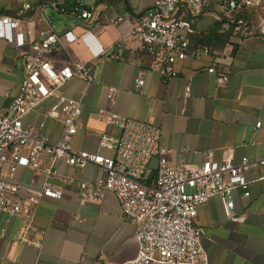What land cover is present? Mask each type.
Returning <instances> with one entry per match:
<instances>
[{
  "label": "crops",
  "instance_id": "crops-1",
  "mask_svg": "<svg viewBox=\"0 0 264 264\" xmlns=\"http://www.w3.org/2000/svg\"><path fill=\"white\" fill-rule=\"evenodd\" d=\"M25 2L33 7L21 15L19 28L13 32L23 31L26 45L20 50L0 37V114L7 112L24 78L20 52L30 49V39H41L49 25L58 33L72 30L77 40L48 56L55 68L71 58L84 61L95 76L85 93V83L78 77L63 87L66 95L82 98L73 147L114 155L113 150L99 146L97 134H121L119 127L105 122L106 114L116 112L159 126L173 165H200L207 151L218 162L231 159L237 163L247 156L252 164L244 176L250 194L245 196L242 188L232 192L237 219L227 218L219 196H212L199 206L195 222L203 229L201 243L209 264H264V163L257 161L264 159V37L256 32L236 34L231 29L235 13L227 1L207 0L194 26L196 32L206 34L216 28L222 35L210 42L216 53L177 59V74L165 79L155 68V56L141 52L130 33L154 0H0V16H20ZM75 5L96 6L101 17L93 22L82 20L73 13ZM187 12V6L181 5L179 13L187 16ZM116 14L125 15V20L109 23L108 17ZM245 15L255 22L252 10H245ZM212 64L229 76L226 83H219L217 73L208 70ZM140 73L145 83L137 89L135 78ZM188 84L189 95L185 93ZM110 86L117 88L114 102L107 96ZM55 100L51 96L23 116L25 125L46 133L52 141L63 130L61 119L45 115ZM101 108L103 115L98 113ZM154 159L153 169L157 166ZM42 160L51 163L45 154ZM53 166L62 177L91 181L100 174L93 163L79 168L60 158ZM18 179L34 188L48 180L61 188L62 197L43 196L36 206L34 226L44 230L40 248L18 244L21 219L0 211V229L5 231L0 237V264H120L136 256L138 224L123 215L115 192L105 191L99 201L81 203L75 186L61 178H47L24 167Z\"/></svg>",
  "mask_w": 264,
  "mask_h": 264
},
{
  "label": "built area",
  "instance_id": "built-area-1",
  "mask_svg": "<svg viewBox=\"0 0 264 264\" xmlns=\"http://www.w3.org/2000/svg\"><path fill=\"white\" fill-rule=\"evenodd\" d=\"M206 1L154 0L153 6L135 20L130 33L138 41L141 52L155 56V68L163 78L177 74L174 68L177 59L210 53L208 45L192 46L190 40L196 32L195 21ZM226 1L235 13L231 19L236 34L256 32L264 37V0ZM184 4L188 8L187 16L179 13ZM32 7L31 3L25 2L19 9L20 16H0V37L20 50L26 45L24 32L13 30L19 28L21 15ZM245 10L254 12L255 22L248 20ZM73 13L89 22L101 17L96 6L83 8L75 5ZM125 18V15L116 14L109 16L108 21L117 24ZM27 23L32 24V21ZM76 40L77 35L72 30L58 33L50 25L41 39H30V49L20 52L24 78L7 112L0 114V211L21 219L17 243L42 246L44 230H36L34 226L36 206L43 196L62 197L61 188L48 180L37 188L22 184L18 179L19 170L31 167L47 178H61L75 186L81 203L97 202L105 191L116 193L123 215L138 224L137 254L120 264H209L208 252L201 243L203 229L195 222L198 208L210 197L219 196L226 217L237 219L232 192L242 188L245 189L244 195L249 196V182L244 171L252 164L251 160L244 156L237 163L231 159L218 162L213 160L212 152L207 151L200 165H173L168 158L169 150L162 145L159 126L116 112L106 114L105 122L119 127L121 134H97L99 146L113 150L114 155L74 148L72 138L79 128L82 98L66 95L63 87L68 80L78 77L85 83V93L95 76L84 61L71 58L55 68L48 55L58 48L66 49ZM104 54L109 55V52ZM208 70L217 73L219 83H226L229 79L215 64ZM144 83V75L140 73L135 78V86L140 89ZM116 89L115 86L109 87L107 96L110 102H114ZM185 93L190 94L189 84ZM51 96L56 100L45 115L61 119L63 123L62 135L57 141L23 123L24 115ZM104 112L103 108L98 111L101 115ZM44 154L50 164L43 163ZM60 158L79 168L93 163L98 166L100 174L91 181L62 177L53 166ZM154 158L157 159L155 169L151 167ZM257 161L264 163V159ZM4 233V229H0V237Z\"/></svg>",
  "mask_w": 264,
  "mask_h": 264
},
{
  "label": "trees",
  "instance_id": "trees-1",
  "mask_svg": "<svg viewBox=\"0 0 264 264\" xmlns=\"http://www.w3.org/2000/svg\"><path fill=\"white\" fill-rule=\"evenodd\" d=\"M234 27L231 26V29ZM218 31L215 29H212L208 33H201V32H195L193 35H191L190 40H191V45L196 46L197 44H207L210 48V52L215 54L216 53V46L210 45V42L214 39L218 38ZM221 35V34H220ZM219 35V36H220ZM222 36V35H221ZM231 42V41H230Z\"/></svg>",
  "mask_w": 264,
  "mask_h": 264
},
{
  "label": "rangeland",
  "instance_id": "rangeland-1",
  "mask_svg": "<svg viewBox=\"0 0 264 264\" xmlns=\"http://www.w3.org/2000/svg\"><path fill=\"white\" fill-rule=\"evenodd\" d=\"M154 163H155V159L152 160V162H151V166H153Z\"/></svg>",
  "mask_w": 264,
  "mask_h": 264
}]
</instances>
